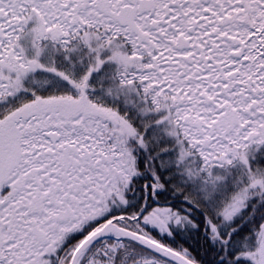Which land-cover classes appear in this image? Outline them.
I'll return each instance as SVG.
<instances>
[{"label": "trees", "instance_id": "1", "mask_svg": "<svg viewBox=\"0 0 264 264\" xmlns=\"http://www.w3.org/2000/svg\"><path fill=\"white\" fill-rule=\"evenodd\" d=\"M73 1L78 16H68L62 5L42 8L30 0L18 1L23 12L15 16L17 20L31 14L46 26L42 29L50 31L34 36L25 25L17 31L14 42L6 41L8 49L11 45L18 57L29 62L30 72L8 101H0V117L40 98L85 96L101 111L91 115L100 130L96 136H92L94 131L88 135L81 131L79 140L86 154H99L100 161L109 162L108 166L104 164L108 174L101 179V186L104 201L113 203L110 209L114 216L130 214L139 219L140 212L160 207L165 219L162 241L186 252L199 264H257L252 256L262 243L259 237L264 231V144L246 146L235 153L232 162L207 160L205 154L219 147L206 145L203 136L215 127L196 119L200 115L209 117L207 105L212 102L204 98V103L197 105L185 99L187 107L182 109L176 97L167 104L170 89L160 93L155 82L157 78L161 84L171 81L172 76L148 74L145 68L151 63L149 52H140L127 35L106 37L96 21L87 17L90 11L83 13L87 0ZM88 30L93 32L91 36L84 35ZM5 72L4 76L10 75L9 70ZM181 88L187 90L188 86L183 84ZM242 90L261 93L264 82H254L251 91ZM216 99L220 102H213L217 122L242 114L235 99L233 103ZM108 114L116 119L107 118ZM180 124L189 130L183 133ZM193 124H197L196 130ZM105 127L107 131H103ZM21 142V147L30 145L32 153L37 151L33 141ZM231 149L236 150L234 146ZM36 170L31 167L26 171L28 179L36 176L32 172ZM14 189L3 187L9 204L16 197L6 196ZM237 195L241 197L240 205L226 217L225 210Z\"/></svg>", "mask_w": 264, "mask_h": 264}, {"label": "flooded vegetation", "instance_id": "2", "mask_svg": "<svg viewBox=\"0 0 264 264\" xmlns=\"http://www.w3.org/2000/svg\"><path fill=\"white\" fill-rule=\"evenodd\" d=\"M100 3H103L102 10L113 19L123 6L138 9L152 5L151 9L137 13L136 23L146 34L145 41L146 28L155 27L151 20L164 28L168 43L176 49L174 62L180 69L179 76H235L233 79L264 76V0H102ZM125 28L130 31L129 27ZM180 38L185 40H182L184 47L176 44ZM4 133L10 142L12 136ZM8 146L11 147L9 143ZM15 164L12 159L9 168L14 169ZM58 192L60 200L56 199L58 195L53 200V194ZM83 197L88 198L83 189L68 192L60 185L49 192H40L39 202L20 208L17 221L21 229L15 240L14 249L18 252L17 256L13 253L15 263L52 264L59 251V264H69L79 244L112 218L104 216L103 221L99 220L82 237L77 230L85 216L98 211L93 205L102 204L77 199ZM122 220L116 223L130 228L131 219L124 215ZM138 228L133 230L161 242L162 231L150 225L149 219ZM37 230L43 234L36 235ZM133 245L138 248L133 250ZM163 261L158 254L142 249L129 239L105 237L93 243L80 264H161Z\"/></svg>", "mask_w": 264, "mask_h": 264}, {"label": "rangeland", "instance_id": "3", "mask_svg": "<svg viewBox=\"0 0 264 264\" xmlns=\"http://www.w3.org/2000/svg\"><path fill=\"white\" fill-rule=\"evenodd\" d=\"M72 0H52L51 5H53L54 7H56L57 5H62V7H67L69 6V3H71ZM1 3H5L3 2V0H1ZM13 5V4H12ZM39 6H42L41 4H38ZM43 8V6H42ZM12 9L16 10L19 12V6L18 5H13ZM33 10V8L31 9ZM65 10V9H64ZM127 12V9H123V11ZM1 11V8H0ZM70 14V13H69ZM121 14V12H120ZM32 19H34V17L30 14V17L25 19L24 21H33ZM1 21V19H0ZM152 22V20H151ZM3 23V22H0ZM6 24V23H4ZM37 27L34 28V30L36 31V33L34 32V36L38 35V34H43V31H50V30H44L42 29L43 27V23L41 21L36 20V24ZM57 26V25H56ZM86 26V25H85ZM83 26V27H85ZM46 27V26H44ZM43 27V28H44ZM57 30V27H55ZM118 29H125L122 28L120 26H118ZM156 29V28H154ZM33 31V30H32ZM146 33L148 34V36L153 35V30L150 29V27L148 26L146 28ZM43 32V33H42ZM122 32V31H120ZM1 33V32H0ZM27 35V33H25ZM87 34L89 36H91L93 34V32L91 30L87 31ZM7 35H11V39L14 42V39H17V34L13 35V32H8ZM16 37V38H15ZM134 37V36H133ZM38 40H45V37H39ZM137 41V40H136ZM148 41V40H147ZM140 45H146L144 44V40L140 39L137 41ZM150 42V40H149ZM148 42V43H149ZM155 45H157V48H155L154 51H152V58L150 59V62H158V59L161 60V62H164L163 56H159L157 54V50L158 49H162L163 47L158 43L155 42ZM3 45H0V49ZM25 46V45H24ZM123 52L126 51L123 47H122ZM11 51H14L13 48H11ZM140 52H142L139 49ZM16 53V52H15ZM125 54H127V56L129 57V53L128 52H124ZM150 54V53H149ZM118 55V54H117ZM122 57V56H121ZM21 58V57H19ZM18 55H14V52H10L9 49L7 50H1L0 53V101L1 100H7L11 97L10 95H14V90L18 89L19 86L22 85V79L27 78V70L29 68L28 63L25 64V61H23L22 59H19ZM26 59V58H25ZM103 62V61H101ZM161 62H159L160 64H162ZM149 64V63H147ZM163 65V64H162ZM152 69V64H149L145 70H151ZM5 70H9L7 76H4L5 74H7L5 72ZM152 71V70H151ZM158 71H160L162 73L161 76H165L166 78L168 76H166V69L162 66H158ZM5 73V74H4ZM152 73L156 72L152 71ZM175 77L178 78V76H172V81L174 82L173 86L170 84V82L167 80L161 84L160 81L157 78V82H155V89L160 92V93H166V91L168 89H170L169 91H171V96H168V98L170 99L169 101H167L166 103L168 104L173 98L178 99V101L181 100V104H178L179 106H181L182 109H185V106L183 104V101L185 99H190L192 102H195V104L200 105L203 102V99H207L210 100L212 103H209L208 109H210V115L209 117L206 119L204 116H198L196 120H201L202 122H206L205 125H210L214 128V130H209L206 131L204 133V140L206 142V145H212L216 147H219V149L213 150L212 152L209 151V154H205L208 158H206L207 160L211 161L212 159H225L228 162H232L233 158L235 157V155L237 154V152H239L240 150H242L243 148H246V146H250V145H255L257 144L256 142H258L256 139H253L254 137H256V133H246V130H243V135L242 137H238L237 135H231L232 130L229 133L225 134V129H226V125H233V123L235 122L236 119H231L229 118V120H222L224 119V116H220L221 120L223 121L222 123H220V121L217 122V115L218 113H216L215 109H216V105L213 104V102L215 104L220 105V102L216 99L220 97V95L217 94H212L211 92L207 91V90H202L200 91V89H195V91H193L192 89L189 90H183V88H178L177 86L175 87ZM192 76H189V78H187L188 80L191 78ZM194 77V76H193ZM251 77H255V78H263L264 76H251ZM179 83H183L184 81H186V76L182 77V78H178ZM171 81V82H172ZM256 79H252L251 83H247L244 82L243 87H252L253 83L256 82ZM167 84H169V86H167ZM203 85H201L202 87ZM178 93L175 96V93ZM234 95V94H233ZM232 95V96H233ZM13 99V97H12ZM255 100H257V98H255ZM202 102V103H201ZM35 102L33 104H26L24 106H22L21 108L18 109L17 113L18 115L15 113L14 115L11 116V120H17V116H20V114H22L20 117H25L27 116H32L33 115H39L37 120H35L34 117L30 118V120L28 121H23L22 119L19 121L18 125L20 126H29V125H34V127L36 129H42L43 127H47L45 129L44 132L47 131H56L57 133H59L61 135L60 140L57 142L56 146L59 147H55L53 148V150L51 149V147L53 146L48 138V136L45 134H40V137H38V141L40 143V145L47 147L50 149L45 151V152H49V154L52 155V157L47 156L46 159H49L51 162L48 165L49 169H51L52 171H54L55 168V163L64 160L67 162V164H72L75 166L76 169H81L82 167V163H84L86 165V167H82V169L80 170V172L82 173L81 176L78 175V173L75 176V182L73 184H70L73 187V189H76L78 186L83 188L84 190H86V186L90 187V183L91 179L94 182H98L100 183V185H102V179L103 176H105L106 174H108V171L106 169H104V164H107V166L109 165V162L104 159L103 161H100L98 158L100 157L99 154L94 153L93 155L90 154H86L87 151L84 150H74L72 148H66L63 149L64 147H62L63 143H66V145H70L71 142L70 141H74L76 139H79V136H77V129L79 127V122H81V119L79 120L78 117L82 118L83 114L80 112H84L85 116L91 115L95 113V111L101 112L100 110H97L95 108L92 107V103L89 102V100L85 97V96H81L80 98H76V99H68V98H61V99H51V100H44V101H40L39 103H37L36 105ZM85 110V111H83ZM55 111H57V115L55 113ZM48 112V114H47ZM203 112H206V110H204ZM253 114L256 113H263L264 110H258V111H254L251 109L250 111ZM46 113V115H45ZM54 113V114H53ZM234 114V113H233ZM240 114V113H239ZM45 115V117H44ZM56 115V116H55ZM220 115V114H219ZM242 114H240L241 116ZM58 116V117H57ZM237 116V115H236ZM107 118L114 120L116 119L114 115L108 114ZM113 118V119H112ZM10 120V121H11ZM93 120V119H92ZM249 118L247 116H241L240 119L237 121L238 123L240 122V124L244 125V126H248V122H249ZM33 121V122H32ZM228 121H230L231 123H227ZM252 121V120H251ZM217 122V123H215ZM61 123V125H60ZM57 124H59L58 127H55ZM219 124V125H218ZM55 125V126H54ZM95 125H97V123H95ZM89 124L88 127H94L97 128V126ZM102 125L106 126V123L103 122ZM194 125V129L196 130V126L197 124H193ZM17 125H13L14 131L13 134L17 135ZM182 132L185 133L186 131L189 130V128L185 127L184 125L180 124ZM72 127V128H70ZM251 128V126L249 127V129ZM217 129V130H215ZM100 128H97L96 130H92V129H86V135H88L89 133H91V131H94L95 134H93L92 136H96L99 133ZM9 131V130H8ZM73 131V133L71 132ZM103 131H107L106 127L104 128ZM237 129H234L233 132H236ZM42 132V133H44ZM242 132V129H241ZM176 133V132H175ZM209 134H211V139L208 138ZM234 134V133H233ZM252 134V136L250 135ZM10 135V134H9ZM34 135V134H33ZM249 135V136H248ZM11 136V135H10ZM253 137V138H252ZM13 138V136H12ZM19 138V135H18ZM36 140V137H33ZM33 138L31 139V141H34ZM246 138L248 140H246ZM244 139V140H243ZM25 140L27 142H29L28 138H25ZM82 140V139H80ZM17 142V143H16ZM16 142L13 141L11 145L14 146L16 149V151H18L20 149L19 146V141L16 139ZM226 145H228V148L226 147ZM230 146H234L236 148V150L232 151V149L230 148ZM237 146L239 147V149L237 150ZM5 143L2 142V140L0 139V189L4 186H9L10 189H14L15 191H11L7 194L6 198H15L16 199L9 204L8 200L5 201L4 198V194L2 193V191L0 192V264H16L13 258V253L16 252L15 245H16V237L17 234L19 232V229H21V224L18 223L17 221V217L14 214L16 212V206L17 203L18 205H20L22 203V200L25 199L26 197L23 195L29 194L33 197H37L38 194L35 196V191L37 189L36 184L38 183V180L36 178H34V176H31L32 179H28V176H26V172H22L18 174V177L14 180H11V173L8 172V158H10V149L8 148V146L5 149ZM99 148L104 149L101 145H98ZM257 147V146H256ZM44 152V153H45ZM86 152V153H85ZM214 152V153H213ZM14 153V152H13ZM20 151L17 152L18 158L20 157ZM69 153H72V155L74 157H71L69 155ZM236 153V154H235ZM218 154V155H216ZM16 156V154H14ZM95 155V156H94ZM8 156V157H7ZM94 156V158L92 157ZM6 157V160H5ZM73 158V160L71 159ZM211 159V160H210ZM81 162V163H80ZM20 163V162H19ZM17 165V163H16ZM19 165V164H18ZM93 166L90 167V166ZM15 168V167H14ZM89 170V172L87 171ZM34 172L35 175L39 176V173H36V171H32ZM53 180L55 182H59V177L56 176L55 174H53ZM72 176H69V179L66 178V180L69 182L70 180H72ZM29 180V181H28ZM70 183V182H69ZM79 190V189H77ZM18 191V193H17ZM58 195V196H57ZM57 196L56 199L60 200V192L53 194L52 199ZM20 197V198H19ZM31 199V198H30ZM19 200V202H18ZM54 200V199H53ZM17 202V203H15ZM241 202V197L239 195L236 196V198L232 201V203H230L226 210H225V215L226 217H229L233 211L236 209L235 206L240 205ZM8 205H10L11 207H9ZM18 208V207H17ZM96 210H98L97 212V216H100L103 212H105V209H102L101 206L99 205L98 207H94ZM98 208V209H97ZM146 211V210H145ZM156 210H150L149 212H140L141 214V218L138 219V216L135 217H131L130 214H123V215H129L126 216V218L131 219L130 221V228L129 227H123L121 225H118V223H116V221H123L122 219L124 218L123 216L117 217V216H113L111 218V220L107 221L105 223V225L107 223H112V225H116V228H112L114 229L115 232H113L111 230V234L110 236H106V237H114V233L117 234L116 238H121L119 231L122 230H126V231H130V232H136L135 230H133V228H137L140 229L143 225L142 221H148V219L150 220L151 218H153V213H155ZM7 215H13V216H9L10 219L8 218V220H5L4 217ZM120 216V215H118ZM140 217V216H139ZM114 219V220H113ZM105 225H103L102 227H104ZM89 237H87L82 244L88 239ZM103 238V237H102ZM262 241L261 245H259L258 249L255 251V253L252 256V259L257 263V264H264V235L263 232L260 233V237H259ZM118 240V239H116ZM136 242V241H134ZM95 243V242H94ZM137 244L141 245L140 243L136 242ZM81 244V245H82ZM93 244H91L86 251H88V249L92 246ZM143 246V245H142ZM141 246V247H142ZM133 250H136L135 248H138L137 245H133ZM143 249V248H142ZM18 252H16V256H17ZM73 257V256H72ZM71 261L69 262V264H71ZM35 264V263H34ZM37 264V263H36ZM161 264H175V263H171L168 261H163V263Z\"/></svg>", "mask_w": 264, "mask_h": 264}, {"label": "water", "instance_id": "4", "mask_svg": "<svg viewBox=\"0 0 264 264\" xmlns=\"http://www.w3.org/2000/svg\"><path fill=\"white\" fill-rule=\"evenodd\" d=\"M133 15H131V17L126 14V13H122V17H121V23L122 24H130L132 27H134V22L132 19ZM135 28V27H134ZM52 141L54 142L57 139V135L51 133L50 134ZM151 223L153 222L155 225L157 223H162V221L158 218V217H154L151 221ZM116 228V225H112V223H107L102 229H100L99 231H97L96 233H94L92 236H90L75 252L73 260L71 262V264H79L80 261V256L83 254V252H85V250L91 245L93 244L96 240L102 238V237H106V236H110L111 234V230L113 232L114 229L112 228ZM120 237L122 238H129L133 241H136L138 243H140L141 245H143L144 247L162 255L163 257L167 258L170 261H173L177 264H196L193 261H191L190 259H188L187 257L183 256L182 254H179L169 248H166L162 245H159L153 241H151L150 239L146 238L143 235H140L136 232H130V231H126V230H122L119 231Z\"/></svg>", "mask_w": 264, "mask_h": 264}]
</instances>
